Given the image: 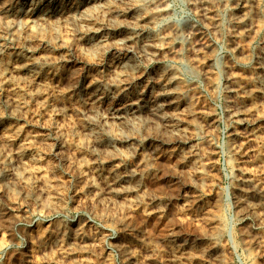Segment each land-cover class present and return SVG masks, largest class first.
Listing matches in <instances>:
<instances>
[{
  "label": "bare ground",
  "instance_id": "1",
  "mask_svg": "<svg viewBox=\"0 0 264 264\" xmlns=\"http://www.w3.org/2000/svg\"><path fill=\"white\" fill-rule=\"evenodd\" d=\"M11 1H13V0H11ZM17 1H18L17 6L14 7V5H12V4L8 5L7 7H5V9H3L0 12V16H1L0 17V138H2V140H3L2 142H4L3 145H4L5 150L7 151L6 148L9 149L10 154L12 153L13 160L17 161L19 168L21 167V168L25 169L26 171L32 172L35 175L36 180H37V182L35 183L36 185L41 184V186L42 185L46 186L45 183L50 184V182L52 181L51 178H50V181H47L45 179V176L43 175L44 171H43V167H41V166L44 164L45 159L42 158L41 154L39 153L40 150H42V152H43L42 155H44L45 153H47V155H48V153H50L51 155H54L55 157H58V156L61 157L60 156L61 155L60 147L57 146L56 148H53L50 150L48 149L47 145H48V142L51 139V137H53L54 135H56L55 137H57L59 135V131H58L59 127L57 126L58 127L57 129H56V125L45 127L44 125H46L48 123L54 122L58 119H64V121L68 119L71 122H75V124H77V125L79 124L81 126L84 134H85L84 136H89L90 138L93 139L91 142V147H89V150L91 148H93L92 145H97L98 142H100L99 147L105 143L104 146L106 147V151H109L111 148L117 149V147H119V146L122 147V145H124L125 140H124V137L122 136L123 132L120 134H119V132L116 133V132H114V129H110V127H111V125L119 126V128L122 127V125H124V121L126 120L125 117H126L127 112H128V110H127L128 106L126 105V101H127V97H128L127 87H126V80L127 79H126V75H125L126 70L128 69L127 67L129 66V62L127 60V54L128 53H130V52L134 53L135 51H137L136 53L139 54L138 56L140 57V59L142 58L144 61H153V60H155V61L159 60L160 61V59H164V58L167 59L170 57H177L178 59H186V60L188 59V61L190 63L189 65L192 67V70L193 71L195 70L198 72V74L201 76V78L205 82H207L206 84H208V86L211 90H215L218 83H219L218 82L219 79H218V75H217L218 73L216 74V72L214 71L215 63H217L216 62L217 59H215V57H214V54H215L214 53L215 52V45L214 44L215 43L210 42L208 38H209V35H211V34L218 35L220 33L222 25H224L223 20H222L223 13L226 14V12H228V13L230 12V14L228 15V25L230 28V32L227 33V34H229V39H228L229 45H227V47L229 49L228 51H230V53H231V56L233 55L232 58L228 57V59H226L224 61L225 74H226V77H225L226 85L225 86H227L226 88H227L228 96L232 100L230 102L232 105L228 106L229 110H227L228 114H229L230 122L233 124L239 123V124H241V126H243L245 128L249 127L250 124L255 126V125H258V124H261L264 122V113L261 112L262 109H260V107H259L260 105L258 106V104H259L258 102H260V101L264 102V74H263L264 73V49L262 48L263 52L261 53V55L259 54V50H257L260 57H258V60L256 62V66L254 68V73L252 72L251 76L246 77L245 75H247V74H245L244 76L240 75L239 74L240 72L238 70L237 71L239 73H236L237 72L236 71V64H238V62H241L242 60H246L248 58V55L246 53L248 50L246 51V49H245V48H247L245 46L246 41H248L249 39H250L249 41H251V38H253L255 35H257L258 32L260 30H262V28H264V0H187L191 11L194 13V15L196 16L198 21L197 22H194V21L186 22L185 21L186 23L183 22V23H179V24L172 21L173 16H172V10H171L170 5L168 3L169 0H31V1H29V0H17ZM60 30H65L67 32V35H69L68 38L70 39V41L64 40L61 38V36L58 35V31H60ZM215 35H214V37H215ZM210 37H212V36H210ZM225 38H227V37H225ZM258 38H259V36H258ZM254 40L255 39H253V41ZM37 43H43L45 47L41 51H38V49L36 48ZM82 48H84V49L87 48L88 53H90L93 56H97V54L100 53V51H103L104 52L103 56L105 59H102V57L98 58L100 56L97 57L98 63H96V65H97V67H100L102 70L101 69L99 71L97 70L96 73L92 74V76H91V78H90V80L86 86H84V84H83V85L78 87V85L76 86L75 83L72 81L73 69L71 67L69 68V64L75 56L83 55V53L81 51V50H83ZM86 54H87V52H86ZM86 57H87V55H86ZM130 58H131V56H130ZM130 58H129V60H130ZM94 59H96V58H94ZM96 61H97V59H96ZM219 63H220V61H219ZM182 66H184V65H182ZM185 66H187V64ZM165 67H167V66H165ZM168 67L170 68V66H168ZM168 67H167V69H168ZM175 67H174V69H175ZM133 68H135V67H133ZM133 68H132V72H134ZM172 69H173V66H172ZM162 70H164V69H162ZM195 71L193 74H195ZM132 75H133V73H132ZM159 75H157V76H159ZM184 75L177 73V70H176V72L173 70H167V71H164V73H161V75L158 78L156 77L157 83L156 82L155 83L158 86V90H159L158 92L160 93L159 98H161V100H164L166 104L160 106L159 108L156 107L157 109H154L153 111L161 112V111H164L165 108L173 110V113H170L171 116L169 117L170 119L167 122L169 124L170 129H172V133L175 132L178 136L180 135V137H184L188 141L189 140L193 141L194 137L200 136V138H201L203 133L206 134V132H205L206 129L204 128L202 123L211 121L213 119L212 118L213 116L211 113H209V110H208V112L206 111L207 108L204 109L203 105H202L203 108L200 107V105H201L200 101H204V100H201L200 93L196 91L197 87H194V85L192 83H188V81L185 80L186 78L184 79ZM194 76L195 75H193L192 77H194ZM219 76H221V75H219ZM197 77H199V76H197ZM139 79H140V77H139ZM129 81H131V80H129ZM152 84L154 85V83H152ZM200 85H201V83H200ZM156 92H157V90H156ZM215 92H217V91H215ZM217 94H218V92H217ZM155 95H157V94H155ZM214 95H216V94H214ZM226 97H227V95H226ZM140 99H141V97L136 98V100L133 99V100H135L134 104L130 105L132 107V109L136 110L134 112L135 114L138 113L139 110L141 109L140 105L144 100L143 98L141 100ZM150 99H152V98H150ZM103 110L105 112L104 113L105 116L103 115L104 117H100L99 114ZM166 112H168V111H166ZM166 112H162V113H166ZM211 112H212V110H211ZM162 113H160V114H162ZM128 116L130 117V115H128ZM129 117H128V119H129ZM145 117H146V114H145ZM131 118H132V116H131ZM133 119L134 118H132V120ZM213 122H212V124H213ZM22 123H23V126L21 125ZM41 123L43 124V126L41 125ZM162 124L163 123H161V125ZM185 125L188 126L189 129L185 128ZM210 126H211V124H210ZM121 129H123V128H121ZM124 129H125V127H124ZM77 130L80 131L79 129H77ZM188 130H190V131H188ZM259 130H260V127H259V129L258 128H252L249 135L246 134L247 135L246 136L245 134L237 131L236 128H233V133L231 132L232 133V135H231L232 141H230L229 143L232 142L230 149H231V153H233V159L234 160H232V158H231V161H234L233 163L236 165V168L238 167V169H239V167H241L240 166V164H241L240 160L243 161V159H245V155H244V154H246L245 152H247L249 149L251 150V148H250L251 145L247 146V144H244L245 142H248V141L244 140V138H245L244 135L249 138V142L251 144H253V148H255L254 144L264 146V135H263V137L261 136V133H263V131H261V133H260ZM64 131H67V130H64ZM244 131H245V129H244ZM168 132L169 131H167V133H166V131H165L166 136H167V134H169ZM66 134H67V132H66ZM69 138H67V139H69ZM83 138H81V139H83ZM132 140H134V139H132ZM238 141L239 142L243 141V142L237 146ZM2 142H1V144H2ZM77 143H78V141H77ZM206 143L208 144V146L212 147L211 141L206 140ZM53 144L54 143H52V145ZM0 146L2 148V145H0ZM86 147H87V143H86ZM196 147H198V146L196 145ZM204 147H207V145ZM68 149H69V147H68ZM74 149H75L74 151L76 153L82 152V150L78 147H76ZM101 149H103V148H101ZM190 149H191V147L188 150L190 152L189 158H191L192 156L195 157V155L198 154V148H192V151H190ZM48 150H49V152H48ZM71 150H73V149H71ZM103 150H101V151H103ZM200 150H201V148H200ZM182 151H183V149H182ZM253 151H255V150H253ZM3 152H0V188H2V185L5 182L6 183L11 182V184H12V182L13 183L21 182L20 183V185H21L26 180L24 182H22L23 179H21L20 172L17 173L18 170H16L17 172L13 171V169L11 168L13 166L10 165V162L12 160H10V158L7 156V154L5 155ZM64 152L67 153L66 150ZM111 152L112 151H109V153H111ZM189 152H188V154H189ZM259 152L261 154V150H259ZM62 153H63V149H62ZM153 153L155 155V150L153 151ZM262 153H263V151H262ZM81 154L83 156L81 158H84L85 155H83V153H81ZM103 154H105V152ZM115 154H116V152H115ZM256 154H255V156H256ZM252 155H254V154H252ZM9 156H11V155H9ZM67 156H69V155H67ZM73 156H75V155L73 154ZM182 156H183V154L181 155V157ZM76 157H78V156H76ZM104 157L106 158V155ZM157 157H158V155H157ZM187 157H188V155H187ZM100 158L102 160V157H100ZM105 158H103V159H105ZM253 158H254V156H253ZM77 160H79V159H77ZM109 160H111V159H109ZM252 160H254V159H252ZM74 161H75V159H74ZM79 161L83 162V159H80ZM143 161L144 160H142V162ZM65 162H67V161H65ZM76 162L77 161H75V163ZM91 162L93 163V161H91ZM12 163H14V162H12ZM49 163H50V161H49ZM73 163L74 162H72V164ZM101 163H103V162L101 161ZM187 163H188V161H187ZM72 164L70 163V167ZM254 164L256 165V169L260 170L261 172L262 171L264 172V161L255 162ZM74 165L77 168V165H79V164H77V165L74 164ZM82 165H86V164L82 163ZM235 165L233 168H235ZM47 166H48V164L45 167H47ZM98 166H92L89 168V170L92 172L93 175H97L100 177L103 174L102 173L103 171L100 169V166L99 167ZM119 166H120V164H119ZM139 166L141 167V164ZM52 167H50V169ZM144 167L148 168L147 164ZM204 167L206 168V166H204ZM204 167L201 166V164H196L195 168L194 167H193L194 169L192 168L194 171V174H195L194 176L198 179V181L203 182L204 178L207 176L206 170ZM208 167L213 168V166H208ZM47 168H44V169H47ZM69 168L67 166V169H69ZM80 169H81V167L78 170H80ZM138 169H139V167H138ZM192 169H191V171H192ZM73 170H76V169H73ZM73 170L70 172L72 173ZM78 170L76 171L77 173H78ZM20 171H22V170H20ZM48 171L50 172V170H48ZM85 171H86V169H85ZM135 171H136V168H135ZM243 171H244V169H243ZM91 172H89V173H91ZM107 172H110V170ZM143 172H145V169ZM148 172H150V169H148ZM82 173H83V171H82ZM138 173H140V170ZM210 173H211V171H210ZM238 173L240 174V172H238ZM31 174H30V176H32ZM76 175H78V174H76ZM131 175H132L131 176L132 178H135V179L138 178V174L137 175L131 174ZM49 176H52V175H49ZM57 176H58V174H57ZM214 176H215V174H214ZM95 177L93 176L94 179H95ZM107 177L109 180L105 183V185H103L104 188H101V189H99L100 187L98 188V185L95 181H91L88 185L87 192L83 191V195L86 196L85 198L90 199L91 198L90 194H92L94 199L97 200L99 203V201L106 199L107 196L109 197V199H110V197L112 199H114V198L115 199H121V198L125 197V193L123 194L121 189L124 188V186H126V184H127V176H125L123 174L118 175V172H117V174L112 172V173H109L107 175ZM107 177L105 176V178H107ZM143 177H144V175H143ZM143 177H142V179H143ZM54 178H53V180H54ZM101 178H103V177L101 176ZM241 179H243V178H241ZM249 179L244 178L241 181V183H239V184L236 183L237 187L235 185V191H233V193L235 196L236 208L238 209L237 212H239V215L241 218H243V219L244 218H253L254 221L256 222V224L264 226V183L260 182L261 181L260 178H259L260 179L259 182L256 181L257 179L255 181L253 179L252 180L251 179L249 180ZM32 180H34V178ZM131 180H133V179H131ZM61 183H63V182H61ZM81 183L83 185L84 181L82 180ZM25 184L26 185L29 184V186H30V181H29V183L26 181ZM55 184H56V182H55ZM135 184H136V182H135ZM8 185H10V184H8ZM18 186H19V184H18ZM56 186H58V185L56 184ZM56 186H54V187H56ZM59 186H60V184H59ZM10 187H8V188H10ZM132 187L137 188V186H133V185H132ZM14 189L15 190H13V191H16L17 187ZM40 189H41V187H40ZM80 189H83V187L80 186ZM55 190H57V189L55 188ZM10 193H12V192H10ZM131 193H134L135 195L138 194L136 189H133L131 191ZM62 195L64 196V194H62ZM87 195H88V197H87ZM15 196H17V194L14 196L12 195V198H14ZM36 196H40V195H36ZM51 196L52 195L50 194V192L47 189V191L44 193V196L42 198L43 199L42 202L45 199L44 204L42 202L40 204L44 205V206L45 205H51V202H53L55 200V198H52ZM21 197H23L24 199L27 200L28 194H23ZM35 198H37V197H35ZM136 198L139 201H141V199H139L138 195H137V197H135V199ZM196 198H198V197H196ZM81 199H82V197H81ZM130 199H131V196H130ZM13 200H16V199H13ZM121 200H123V199H121ZM138 200L137 201L131 200V201L127 202L126 207L130 213L136 212L140 209V205L137 204V203H139ZM22 201H25V200H22ZM193 201H195V200H193ZM108 202L110 203V201H108ZM122 202L126 203V201H122ZM33 203H35V202H33ZM36 203H38V202H36ZM87 203L89 204L90 202L87 201ZM111 203H113V200ZM114 203H113V205H114ZM1 204H2V202H1ZM17 204H19V203H17ZM28 204H31V203H28ZM216 204H218V203H216ZM23 205H25V204L23 203ZM35 205H32V206L35 207ZM17 206L18 205H16V207ZM29 206H31V205H29ZM110 206H111V204H110ZM146 206H147V204H146ZM146 206H143V207L145 208ZM59 207H60V205H59ZM124 207L125 206H123L122 209ZM147 208H148V206H147ZM127 209L125 208V210H123V212L127 211ZM159 209H157V210H159ZM22 210H23L22 211L23 215L26 218L28 215V210H26V207L22 208ZM34 210L37 211V209H34ZM40 210H42V213H43V210H45V209H39V211ZM155 211H156V209H155ZM32 212H33V210H32ZM123 212H122V214H123ZM42 213L40 212V214H42ZM126 213H124V214H126ZM46 214H48V212ZM119 214H120V212H119ZM132 214H135V213H131V215ZM236 214H238V213H236ZM2 215H4V214H2V210L0 208V217ZM113 215H115V214H113ZM145 215H147V214H145ZM163 215H164V213H163ZM209 215H210V213H209ZM219 216H217L218 220H220ZM103 217H104V219L106 218L105 216H103ZM20 218L22 219V217H20ZM209 218H210V216H209ZM211 218H210V220H211ZM127 219H129V218H127ZM127 219H125L124 221H121L120 223H117L118 230L122 234L123 238H122L121 242L117 243L114 246L120 252V254L123 258L122 264H153L155 262V261L153 262V260L148 259V260H144V262L141 261L140 256L137 253L138 250L136 251L134 249V246L132 247V240L138 238L139 234L141 233V229L135 227L131 223V221H129ZM25 220H27V222H28L29 219H25ZM208 220H206V221H208ZM2 221H0V222H2ZM79 222H81V221L79 220ZM84 222H85V225L83 227H81L78 224L79 226H77L76 228L74 227L75 228L74 230H73V228H71L69 230L68 228L66 229V228L60 227L61 223H60L59 227L55 226L53 223L55 228L52 225L53 229L49 233H46V235H44L45 232H44V234L42 233L43 235H41L39 233L41 235V237L44 236L42 239L40 238L41 239L40 243L44 246H49L52 243V241L54 240V244L57 247V248L55 247V250H57V254L59 255L60 262L63 260V264L65 262L68 263L69 261H71L73 259L72 254H73V252L75 253V251H73V246L76 247L77 250H79V252H83V253H87L90 249H93V251H95L94 249L97 250L101 245L100 243H102V242H100L101 238L99 239L97 236H94V235L91 236V234H87L89 231L88 232L86 231V227H89L88 226L89 222L83 220L82 223H84ZM105 222L107 224H109V226L113 225V224L115 226V223L117 221H115V219H113L111 217H108V218H106ZM211 222H212V220H211ZM11 223H13V222H11ZM221 226L222 225L220 222L219 223L213 222V224L210 225V230H211V228H213L216 231L214 232L213 236L211 235L212 237L207 240L211 244V248L209 249V251L207 250L208 253H206L204 255L209 254V256H211L212 254H218L219 256L218 255H217L218 257L216 256L217 262L215 261L216 259L214 260L217 264H229L228 262H226V258L228 259L227 255H226V258L223 256L224 251L222 250V246H221L222 244L220 245L218 243L219 242L218 236L223 231L220 228ZM46 228H48V227H46ZM202 228H204V227H202ZM255 228H257V227H255ZM88 229H90V228H88ZM220 230H221V232H220ZM112 231H113V229H112ZM46 232H48V231H46ZM99 232H101V231H99ZM249 232H250V230H249ZM174 233H176V232H174ZM174 233H172V234H174ZM241 233H242V231H241ZM172 234H168V235L171 236ZM244 234L245 233H243V236H244ZM249 234H251L252 236L250 235V237L247 239L248 241H246V244H244V245H245L246 255L249 258H251V257H254L256 255V253H258L263 248L264 240L261 237H259L258 235L255 236L252 233H249ZM103 236H106V235H103ZM39 237L40 236H38V240H39ZM140 238H141V236H140ZM146 238H148V237H146ZM172 238H176L175 240L171 239L174 242H171V240L169 241L170 246H172L171 248H174L173 249L174 257L172 260H169L168 262H166L167 260L165 262H161V264H187L186 260H189V258H188V256H186V253L184 254V252H183V251H185L184 250L185 244L178 245L176 243H178L181 240L177 237H174V236H172ZM201 239H203V238H201ZM241 240H243V239H241ZM184 242H186V241L184 240ZM33 243H35V242H33ZM38 246H40V245H38ZM32 247H33V245H32ZM40 247L42 248V246H40ZM224 247H225V245H224ZM136 249H137V247H136ZM153 249H154V247H153ZM42 251H44V250H42ZM49 251H50V247H49ZM52 251H54V249ZM103 251H101L102 259H105L106 264H107V261L110 257H109V254H107V252H103ZM204 251H202V252H204ZM37 252L38 251H36V253ZM49 253H51V252H49ZM194 253H196V252H194ZM34 254L35 253L33 251V255ZM96 254H98V251ZM159 254H160V252H159ZM260 254H262V253H260ZM40 255H42V254L40 253ZM49 255H51V254H49ZM153 255H154V253H153ZM157 255L155 254L154 258ZM162 255H163V252H162ZM189 255H191V254H189ZM26 256H27V254H26ZM71 257H72V259H71ZM150 257H151V255H150ZM193 257H194V255L191 257V259ZM198 257H199V255H198ZM31 258H33L32 255L27 257V259H31ZM86 258L83 259L82 261L86 262ZM147 258L148 257H146V259ZM152 258L153 257H151V259ZM46 259H48V257H46ZM75 259H76V257H75ZM90 259L93 261L92 258H90ZM142 259H143V257H142ZM105 260H104V262H105ZM154 260H156V259H154ZM29 261H31V260H29ZM36 261H35V263H36ZM92 261L89 260V262H92ZM110 261H111V259H110ZM209 261H211V260L209 259L208 262ZM51 262H52V260H51ZM60 262L58 260V263H60ZM253 263H255V262H253ZM38 264H40V263H38ZM71 264H73V263H71ZM85 264H91V263H85ZM108 264H109V262H108Z\"/></svg>",
  "mask_w": 264,
  "mask_h": 264
},
{
  "label": "rangeland",
  "instance_id": "2",
  "mask_svg": "<svg viewBox=\"0 0 264 264\" xmlns=\"http://www.w3.org/2000/svg\"><path fill=\"white\" fill-rule=\"evenodd\" d=\"M5 1L6 0H0V4H1L0 5V9H1L0 12L3 9H5V7H7L8 5L12 4L15 7L18 4L17 0L16 1L15 0H13V1L7 0L6 2ZM29 1H31V0H29ZM168 3H169L170 8L172 10V16L174 17V18L172 17V21H174L175 23L179 24V23H183V22L186 23L188 21H194V22L198 21L196 16L194 15V13L191 11L187 0H169ZM229 14H230V12L229 13L226 12V14L223 13L222 20H223L224 25H222L221 31L219 33L220 35L219 34L218 35L211 34V35H209V38H208L210 42L215 43L214 44L215 45L214 57H215V59H217L216 60L217 63H215L214 71L216 72V74L218 73L217 75H218V79H219L218 80L219 83H218L215 90H211L209 88L208 84H206L207 82H205L201 78V76L198 74L197 71L194 70L195 74H193L194 71L192 70V67L189 65L190 63H189L188 59L186 60V59H178L177 57H170L167 59L166 58L160 59V61L159 60H157V61L153 60L154 61L153 62V61H144L142 58L140 59V57L138 56L139 54L136 53L137 51H135L134 53L130 52L127 54V60L129 62V66L127 67L128 69L126 70L127 74L125 73V75H126V79L128 81L131 80L129 82L126 80V87H127V94H128L126 105L128 106V108H127L128 112H127V115L125 117L126 120L124 121V125H122V127L119 128V126H116V125H111V127H110V129H114V132H116V133L119 132V134H120L123 132L122 136L124 137L125 143H124V145H122V147L119 146L120 148L117 146H116L117 149L111 148L109 150V151H112L111 153H109V151H106V147L104 146L105 143L99 147L100 142H98L97 145H92V147H93V148H91L92 150L91 149L89 150V147H91V142L93 139L90 138L89 136H84L85 134H84L81 126L79 124H78L79 125L78 126L77 124H75V122H71L68 119H67L68 121L67 120L64 121V119H58L54 122L48 123L44 126L49 127V126H55L56 125V129L59 127L58 128L59 135L57 137H55L56 135L51 137V139L49 140L48 145H47L48 149L50 150V149L56 148L57 146L60 147V149H61V155L60 156L61 157H59V156L55 157L54 155H51L50 153H48V155H47V153L42 155L43 152H42V150H40L39 153L41 154L42 158L45 159L44 164L41 166V167H43V171H44L43 175L45 176V179L47 181H50V178L52 181L50 182V184L45 183L46 186H44V185L41 186V184L37 183L39 185L38 186L35 184L37 182L35 175L32 172L26 171L25 169H23L21 167H20L21 169L19 168L17 161L13 160L12 153L10 154L9 149L6 148L7 151L5 150L4 145H3L4 142H2L3 140H2V138H0V145H2V148L0 146V149H1L0 152L4 151L3 153L5 155L7 154V156L10 158V160H12L10 162V165L13 166V167H11L13 169V171L17 172L16 170H18L17 173L20 172L21 175L20 174L19 175L21 176V179H23L22 182H24L26 180L29 183V181H30V186H29V184H27V185L25 184L26 181L24 183H22L21 185H20L21 182H16V183L12 182V184H11V182H9V183L5 182L2 185V188L4 190L2 188H0V192H1L0 193V208L2 210V214H4L0 217V221H2L4 219L2 222H0V264H36L37 262L40 264H48V263L49 264H56V263L57 264H60V263L63 264V260L60 262V258H59V255L57 254V250H55L56 246L54 244V240L52 241V243L49 246H44L40 243L41 242L40 240L44 237V236L41 237V235H43L44 232H45L44 235H46V233H49L53 229V227L55 228V226L59 227L60 223H61L60 227H63L66 229L68 228L69 230L71 228H73V230H74L79 225L81 227H83L85 225V222L82 223L83 220L89 222V225H88L89 227H86V231L87 232L89 231L87 234H91V236H93V235L97 236L99 239L101 238L100 242H102V243H100L101 245L98 248L99 250L94 249L95 251H93V249H90L87 253H83V252H79V250H77V248L73 246V251H75V253L73 252V254H72L73 259L71 257L72 260L70 259L71 261H69L68 263L65 262L64 264H71V263H73V264H85V263L104 264L105 263L106 264V260L102 259V255H101L102 254L101 251H103V250H104L103 252H107V254H109V257H110L107 261V264H108V262H109V264H122L123 258L121 256L120 252L114 246L117 243L121 242L122 238H123L122 234L118 230L117 223H120L121 221H124L127 218H129L127 220L131 221V223L135 227L141 229V233L139 234L138 238L132 240V247L134 246V249L136 251L138 250L137 253L140 256V260L143 262H144V260L149 259V260H153V262L155 261L154 262L155 264H157V263L161 264V262H165L166 260H167L166 262H168L169 260H172L174 257V254H173L174 248H171L172 246H170L169 241L171 239L175 240L176 238H172V236H174V237H177L181 240L176 244H178V245L185 244V246H184L185 251H183V252H184V254L186 253V256H188V258H189V260H186L187 264H209V263L210 264H217L216 263L217 257L219 256L218 254H212L211 256H209V254H207L208 256L204 255V254L208 253L209 249L211 248V244L207 240L210 239L213 236L214 232L216 231L213 228H211V230H210V225L213 224V222L214 223L220 222L222 225L220 228L223 231L218 236V239H219L218 243L220 245L222 244L221 245L222 250L225 252L224 253L222 251L223 256L226 258V255H227V257H228V259L226 258V262H228L229 264H251V263L252 264H256V263L257 264H264V253H263L264 252V250H263L264 245H263V248L261 249L262 251L260 250L258 253H256V255L254 257H251V258H249L246 255L245 245H244V244H246V241H248L247 239L251 235L249 233H252L255 236L258 235L259 237H261L264 240V226L256 224V222L254 221L253 218H244L243 219L240 217L239 212H237L238 209L236 208L235 196L233 193V191H235V185L237 187V184L241 183V181L244 178L245 179L250 178L251 180L253 179L254 181L257 179L256 181H258V182L261 179L260 182L264 183V178H263L264 172L263 171L261 172L260 170L256 169V165L254 164L255 162L264 161V158H263L264 157V146L254 144V146L256 148L255 149V148H253V144H251L249 142V138L246 137L247 135H249L252 128H258L259 129V127H260V130H259L260 133H261V131H263V133H261V136L263 137V135H264V122L261 124L255 125V126L250 124L249 127L245 128V127L241 126V124H239V123H236V124L231 123L230 119H229V114H228L227 110H229L228 106L232 105L230 103L232 100L229 98L228 93H227V88H226L227 86H225L226 85V83H225L226 74H225V67H224V61L226 59H228V57H231V58L233 57V55L231 56V53H230V51H228L229 49L227 47V45H229L228 44L229 43V40H228L229 34H227V33L230 32V28L228 25V15ZM58 35L61 36L62 39L70 41V39L68 38L69 35H67V32L65 30L58 31ZM214 35H215V37H214ZM210 36H212V37H210ZM258 36H259V38H258ZM225 37H227V38H225ZM253 39H255L254 41L256 43L253 41ZM263 39H264V28H262V30H260L257 35H255L253 38H251L252 42L249 41L250 39L248 41H246L245 46L247 48H245V49H246V51L248 50L246 52L248 55V58H247L248 60L247 59L242 60L241 62H238V64L235 63L236 64V71L238 70L240 72L239 73L237 71L236 73H239L240 75H243V76L245 74H247V75H245L246 77L251 76L252 72L254 73V68L256 66V62L258 60V57H260V55L264 49V40ZM36 45H37L36 48L38 49V51H41L45 47L43 43H37ZM82 49L83 50H81V51H82L83 55L75 56L69 64V68L71 67L73 69L72 81L75 83L76 86L78 85V87L83 85V84H84V86H86L87 83L89 82L92 74L96 73L97 70L99 71L101 69L100 67H97V65H96V63H98V58L102 57V59H105L103 56L104 55L103 51H100V53H98L97 56H93L90 53H88L87 48L86 49L82 48ZM257 50H259L260 55L258 54ZM86 52H87V54H86ZM86 55H87V57H86ZM98 56H100V57H98ZM130 56L132 59L130 58ZM94 58H96L97 61ZM129 58H130V60H129ZM219 61H220V63H219ZM186 64H187V66H185ZM182 65H184V66H182ZM165 66H167V67L170 66V68L168 67V69H167V67H165ZM172 66H173V69H172ZM131 67L132 68L135 67L137 70L135 68H133L134 72H132ZM174 67H175V69H174ZM162 69H164V70H162ZM167 70H173L175 72L177 70V73L182 74V75L185 74L184 79L186 78L185 80L188 81V83H192L194 85V87H197L196 91L200 93L201 100H204V101H200V104H201L200 107H202V105H203L204 109L207 108L206 111L208 112V110H209V113L212 114L213 119L211 121L202 123V125L206 129L205 130L206 134L205 133L202 134V137H203V138L201 137L202 139L200 138V136H196V137H194L193 141L192 140L188 141V140H186V138L180 137V135L178 136L175 132L172 133V129H170L169 124L167 122L170 119L169 118L171 116L170 113H173V110L165 108L164 111H161V112L153 111L154 109H157L160 106L166 104L164 100H161V98H159L160 93L158 92L159 90H158V86L156 85V83H157L156 79L161 75V73H164V71H167ZM132 73H133V75H132ZM137 75L140 77V79ZM157 75H159V76H157ZM193 75H195V76L192 77ZM219 75H221L222 77ZM197 76H199V77H197ZM152 83H154L155 86ZM200 83H201V85H200ZM156 90H157V92H156ZM215 91H217L218 94ZM155 94H157V95H155ZM214 94H216V95H214ZM226 95H227V97H226ZM140 97H141V99L143 98L144 100L140 105L141 109L139 110L138 113L135 114L134 112L136 110L132 109V107L130 105L134 104V101L136 100V98H140ZM150 98H152V99H150ZM133 99H135V100H133ZM258 103H259L258 106L260 105L259 107H260V109H262L261 112L264 113V102L260 101ZM211 110H212V112H211ZM166 111H168V112H166ZM162 112H166V113H162ZM104 113L105 112L103 110L102 112H100L99 116L104 117L105 116ZM160 113H162V114H160ZM145 114H146V117H145ZM128 115H130V117ZM131 116H132V118H134L133 120H132ZM128 117H129V119H128ZM212 122H213V124H212ZM161 123H163V124L161 125ZM210 124H211V126H210ZM21 125L23 126V123ZM41 125L43 126L42 123H41ZM124 127H125V129H124ZM121 128H123V129H121ZM185 128L189 129V127L186 125H185ZM233 128H236V130L239 131L240 133H243L245 135L247 134L246 136L244 135V137H245L244 140L248 141V142H245L244 144H247V146L251 145L250 146L251 150L249 149L247 152H245L247 155L244 154L245 159H243V161L240 160L241 161V164H240L241 167H239V169H238V167L236 168V165L233 163L234 161H231V158H232V160H234V159H233V153H231V149H230L232 142L231 143H229V142L232 141L231 135L233 133ZM77 129H79L81 132L78 131ZM244 129H245V131H244ZM64 130H67V131H64ZM165 131H166V133H167V131H169L168 132L169 134H167V136L165 134ZM188 131H190V130H188ZM66 132H67V134H66ZM82 136L84 138L85 137L86 138L84 139ZM67 138H69V139H67ZM81 138H83V139H81ZM132 139H134V140H132ZM206 140L211 141L212 147L208 146V144L206 143ZM77 141H78V143H77ZM1 142H2V144H1ZM85 142L87 143V147H86ZM242 142L243 141H241V142L238 141L237 146L240 145ZM52 143H54V144L52 145ZM196 145L198 147H196ZM206 145H207V147H204ZM67 146L69 147V149ZM76 147H78L82 150L81 153H83V155H85L84 158H81V157H83L81 153H76L74 151L75 150L74 148H76ZM190 147H191L190 151H192V148H198V154L195 155V157L192 156L191 158H189L190 152L188 150ZM101 148H103V149L105 148V149L103 150ZM200 148H201V150H200ZM62 149H63V153H62ZM71 149H73V150H71ZM182 149H183V151H182ZM49 150H48V152H49ZM65 150L67 151V153L64 152ZM101 150H103V151H101ZM154 150H155V155L153 153ZM253 150H255V151H253ZM259 150H261V154H260ZM262 151H263V153H262ZM104 152H105V154H103ZM115 152H116V154H115ZM188 152H189V154H188ZM73 154L75 156H73ZM102 154L104 156L106 155V158ZM182 154H183V156H182L183 158L181 157ZM252 154H254V155H252ZM255 154H256V156H255ZM9 155H11V156H9ZM67 155H69V156H67ZM157 155H158V157H157ZM187 155H188V157H187ZM76 156H78V157H76ZM253 156H254V158H253ZM100 157H102V160ZM76 158L79 160L83 159V162L77 160ZM103 158H105V159H103ZM74 159H75V161H77L76 163H75ZM109 159H111V160H109ZM252 159H254L255 161ZM142 160H144V161L142 162ZM49 161H50V163H49ZM65 161H67V162H65ZM91 161H93V163ZM101 161L103 163H101ZM187 161H188V163H187ZM12 162H14V163H12ZM72 162H74V163L72 164ZM46 163L48 164L47 167L49 169L47 167H45L47 165ZM70 163L73 165V166L71 165L72 168L70 167ZM82 163L86 164V165H82ZM74 164H76V165L79 164V165H77V168H76ZM119 164H120V166H119ZM140 164H141V167L139 166ZM146 164H147L148 168L144 167V166H146ZM196 164H201V166H203V167L206 166V168H207L206 169L204 167L206 170L207 176L204 178L203 182L198 181V179L194 176L195 174H194L193 169L195 168ZM233 164L235 165L236 169L233 168L234 167ZM98 165L100 166V169L103 171L102 172L103 174L101 176L104 179L101 178V176L99 177L97 175H93L92 172L89 170L90 167L98 166ZM49 166L50 167L53 166L55 169L53 167H52L53 169L52 168L50 169ZM67 166H68V168L69 167L70 168L67 169ZM208 166H213L214 169L210 168ZM80 167H81V169L78 170ZM138 167H139V169H138ZM44 168H47L48 170H50V172ZM135 168H136V171H135ZM73 169H76V170H73ZM85 169H86V171H85ZM144 169H145V172H143ZM148 169H150V172H148ZM191 169H192V171H191ZM243 169H244V171H243ZM20 170H22V171H20ZM72 170H73V172L71 173L70 171H72ZM77 170H78V173L76 172ZM109 170H110V172H107ZM139 170H140V173H138ZM209 170L211 171L212 174L210 173ZM82 171H83V173H82ZM89 172H91V173H89ZM112 172H114L116 174L118 172V175L123 174V175L127 176V184H126L127 187L124 186V188L121 189L122 193L123 194L125 193V197L121 198L123 200L115 199V198L112 199L111 197L109 199V197L107 196V198L105 197L106 199H103L102 201H99V203H98V201L94 199L92 194H90L91 195L90 199L85 198L86 196L83 195V191L87 192L88 185L91 181H95L98 185V188L100 187L99 189L104 188L103 185H105V183L109 180L107 175L109 173H112ZM238 172H240V174L241 173L242 174L240 175ZM30 174L32 176H30ZM57 174H58V176H57ZM76 174H78L79 176ZM131 174H134V175L138 174V178L137 179L132 178ZM214 174H215V176H214ZM49 175H52V176H49ZM104 175L107 178H105ZM143 175H144V177H143ZM93 176L94 177L96 176L98 179L96 177L94 179ZM142 177H143V179H142ZM33 178H34V180H32ZM53 178H54V180H53ZM241 178H243V179H241ZM131 179H133V180H131ZM82 180L84 181V183H83V185L85 184L84 186L81 183ZM55 182L58 186H56ZM61 182H63V183H61ZM135 182H136V184H135ZM8 184H10V185H8ZM18 184H19V186H18ZM59 184L61 187L59 186ZM132 185L137 186V188L132 187ZM7 186L8 187L11 186V187L8 188ZM54 186H56V187H54ZM80 186L83 187V189H80ZM16 187L18 190L16 189V191H13V190H15L14 188H16ZM40 187H41V189H40ZM55 188L57 190H55ZM47 189L50 192V194L52 195L51 197L55 198V200L53 201L54 203L51 202V205H45L44 206V205H41L40 203L42 202V200H43L42 198L44 196V193L47 191ZM133 189H136L138 194L135 195L134 193H131V191ZM10 192H12V193H10ZM16 194H17V196L12 198V195L14 196ZM23 194H28L27 200L24 199L23 197H21ZM62 194H64V196ZM36 195H40V196H36ZM137 195H138L139 199H141L142 202L139 201L137 198L135 199V197H137ZM130 196H131V199H130ZM35 197H37V198H35ZM81 197H82V199H81ZM87 197H88V195H87ZM196 197H198V198H196ZM13 199H16V200H13ZM111 199L113 200V203L116 201L114 203V205H113V203H111L112 202ZM134 199L136 201L137 200L139 201V203H137V204L140 205V209L136 212H131V213H135V214L131 215V213L129 212V210L127 209L126 206H127L128 201H131V200L135 201ZM22 200H25V201H22ZM193 200H195V201H193ZM44 201H45V199H44ZM44 201L42 202L43 204H44ZM87 201L90 203L88 204ZM108 201H110V203ZM122 201H126V203L125 202L123 203ZM1 202H2V204H1ZM22 202L25 205H23ZM33 202H35V203H33ZM36 202H38V203H36ZM17 203H19V204H17ZM28 203H31V204H28ZM216 203H218V204H216ZM58 204L60 205V207ZM110 204H111V206H110ZM146 204H147L148 208H147ZM16 205H18V206L16 207ZM29 205H31V206H29ZM32 205H35V207ZM123 206H125V207L122 209ZM143 206H146V207L144 208ZM24 207H26V210H28V215L26 218L24 217L23 212H22L23 211L22 208H24ZM125 208L127 209V211L123 212V210H125ZM34 209H37V211ZM39 209H45V210H43L44 214L42 213V210L39 211ZM155 209H156V211H155ZM157 209H159V210H157ZM32 210L34 213L32 212ZM40 212L42 214H40ZM47 212H48V214H46ZM119 212H120V214H119ZM122 212H123V214H122ZM124 213H126V214H124ZM144 213L147 215H145ZM163 213H164V215H163ZM209 213H210V215H209ZM236 213H238V214H236ZM113 214H115V215H113ZM216 215L217 216L220 215L219 216L220 220L217 219L218 217ZM103 216H105L106 218L111 217V218L115 219V221H117L115 223L116 227L114 226V224L109 226V224H107L105 222L106 218L104 219ZM209 216H210V218L212 217L211 218L212 222H211ZM20 217H22V219ZM25 219H29L28 222ZM79 220L81 222H79ZM206 220H208V221H206ZM11 222H13V223H11ZM53 223L55 226L53 225ZM52 225H53V227H52ZM46 227H48V228H46ZM202 227H204V228H202ZM255 227H257V228H255ZM88 228H90V229H88ZM112 229H113V231H112ZM221 230H220V232H221ZM249 230H250V232H249ZM46 231H48V232H46ZM99 231H101V232H99ZM241 231H242V233H241ZM174 232H176V233H174ZM172 233H174V234H172ZM243 233H245L246 235L244 234V236H243ZM102 234L106 235V236H103ZM168 234H172V235L170 236ZM38 236H40L39 240H38ZM140 236H141V238H140ZM146 237H148V238H146ZM201 238H203V239H201ZM241 239H243V240H241ZM184 240L186 242H184ZM33 242H35V243H33ZM171 242H174V241L171 240ZM31 244L33 245V247ZM223 244L225 245V247ZM38 245L42 246L43 249ZM135 246L137 247V249ZM49 247H50V251H49ZM153 247H154V249H153ZM41 249L44 251H42ZM53 249H54V251H52ZM192 250L196 253H194ZM201 250L202 251L205 250V251L202 252ZM33 251L35 253L34 254L35 256L33 255ZM36 251H38V252L36 253ZM97 251H98V254H96ZM161 251L163 252V255H162ZM49 252H51V253H49ZM152 252L154 253V255ZM159 252H160V254H159ZM40 253L43 256L40 255ZM260 253H262V254H260ZM26 254H27V256H26ZM49 254H51V255H49ZM155 254L156 255L158 254V255L154 258ZM189 254H191L192 256L194 255L195 258L193 257L191 259L192 256ZM30 255H32L33 258L27 259V257ZM150 255H151V257H153L152 259H151ZM198 255H199V257H198ZM46 257H48V259H46ZM75 257H76V259H75ZM86 257L87 258L89 257V258L87 259ZM142 257H143V259H142ZM146 257H148V258L146 259ZM85 258H86V262L82 261ZM90 258H92L93 261ZM110 259H111V261H110ZM154 259H156V260H154ZM207 259L208 260L210 259L211 261L208 262ZM29 260H31L32 262ZM51 260H52V262H51ZM58 260L60 263H58ZM89 260L92 262H89ZM104 260H105V262H104ZM35 261H36V263H35ZM253 262H255V263H253Z\"/></svg>",
  "mask_w": 264,
  "mask_h": 264
}]
</instances>
